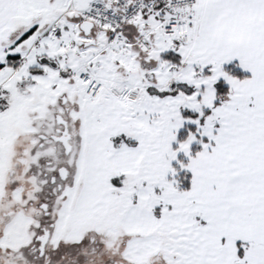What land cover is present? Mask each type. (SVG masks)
<instances>
[{
  "label": "snow or ice",
  "instance_id": "obj_1",
  "mask_svg": "<svg viewBox=\"0 0 264 264\" xmlns=\"http://www.w3.org/2000/svg\"><path fill=\"white\" fill-rule=\"evenodd\" d=\"M0 264H264V0H0Z\"/></svg>",
  "mask_w": 264,
  "mask_h": 264
}]
</instances>
